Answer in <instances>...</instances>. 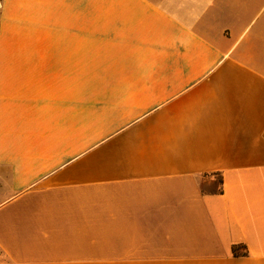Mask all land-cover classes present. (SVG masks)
<instances>
[{"label": "crops", "instance_id": "crops-1", "mask_svg": "<svg viewBox=\"0 0 264 264\" xmlns=\"http://www.w3.org/2000/svg\"><path fill=\"white\" fill-rule=\"evenodd\" d=\"M0 264H264V0H0Z\"/></svg>", "mask_w": 264, "mask_h": 264}, {"label": "trees", "instance_id": "trees-1", "mask_svg": "<svg viewBox=\"0 0 264 264\" xmlns=\"http://www.w3.org/2000/svg\"><path fill=\"white\" fill-rule=\"evenodd\" d=\"M219 179L221 181V177ZM239 247H245V245L244 244H235L233 246V252H234L235 255H239V252H238V248ZM243 254H246V251H244Z\"/></svg>", "mask_w": 264, "mask_h": 264}]
</instances>
